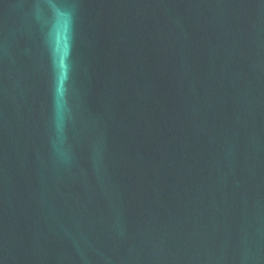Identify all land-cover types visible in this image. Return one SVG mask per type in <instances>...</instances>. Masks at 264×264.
Returning a JSON list of instances; mask_svg holds the SVG:
<instances>
[{"label":"water","instance_id":"95a60500","mask_svg":"<svg viewBox=\"0 0 264 264\" xmlns=\"http://www.w3.org/2000/svg\"><path fill=\"white\" fill-rule=\"evenodd\" d=\"M0 264H264V0H0Z\"/></svg>","mask_w":264,"mask_h":264},{"label":"clouds","instance_id":"9594fccd","mask_svg":"<svg viewBox=\"0 0 264 264\" xmlns=\"http://www.w3.org/2000/svg\"><path fill=\"white\" fill-rule=\"evenodd\" d=\"M65 56H66V49L64 51H61L58 48L56 52L54 53V62L58 70L59 80L61 82V87L57 89L58 96L62 95V91H63L62 84L65 78V71H66Z\"/></svg>","mask_w":264,"mask_h":264}]
</instances>
